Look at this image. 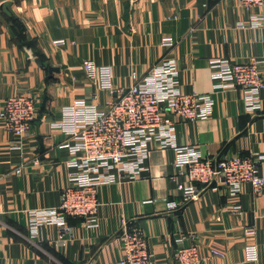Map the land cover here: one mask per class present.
I'll return each instance as SVG.
<instances>
[{
    "label": "crops",
    "instance_id": "crops-1",
    "mask_svg": "<svg viewBox=\"0 0 264 264\" xmlns=\"http://www.w3.org/2000/svg\"><path fill=\"white\" fill-rule=\"evenodd\" d=\"M261 12L235 0H0V264H117L125 225L145 235L153 254L149 264H176L181 235L198 243L204 264H264V188L256 194L246 183L236 196L207 188L184 201L178 183L185 178L175 153L157 143L139 178L101 187L99 227L68 219L75 229L68 245L53 244L60 229L51 224L33 242L28 214L61 201L69 154L60 145L68 137L51 124L63 107L95 93L100 107L112 98L86 78L85 59L111 67L114 84L123 88L133 71L142 75L175 59L184 92L211 93L215 101L208 119L178 124L179 143L196 146L204 156H264V100L254 114L245 109L240 91L213 90L209 64L218 57L255 58L264 78V26L251 25ZM169 37L173 46L164 42ZM59 40L66 43L56 45ZM50 67L59 70L50 73ZM27 92L39 93L42 101L18 149L1 112L8 97ZM170 202L179 207L169 208ZM235 206L240 213L233 212ZM251 245L257 259L247 252Z\"/></svg>",
    "mask_w": 264,
    "mask_h": 264
},
{
    "label": "built area",
    "instance_id": "built-area-1",
    "mask_svg": "<svg viewBox=\"0 0 264 264\" xmlns=\"http://www.w3.org/2000/svg\"><path fill=\"white\" fill-rule=\"evenodd\" d=\"M235 1L248 10L261 9L260 15L252 17L251 25L264 26V0ZM244 24L239 23L241 27ZM164 42L174 45L170 37ZM65 43V40L55 41L56 45ZM209 64L213 90H238L248 112L261 111L264 78L260 61L218 57ZM82 66L86 78L109 90L112 98L105 107H100L96 93L90 100L76 99L64 106L61 118L51 124L68 137L60 145L69 154L65 162L67 182L61 189L58 206L29 210V237L33 242L39 237L42 226L51 224L60 229L53 244L56 247L68 245L75 238V229L68 221L70 217L82 218L88 228L99 227L101 187L139 178L146 169L153 143L174 151L179 176L185 178L178 183L184 201L196 199L207 188H225L236 196L246 183L260 194L264 188L261 173L264 156L255 153L204 156L196 146L179 143L178 124L208 119L213 114L215 101L211 93L184 92L175 59L161 61L142 75L133 71L132 82L126 88L114 84L111 67L99 66L91 59H85ZM41 101V95L33 92L11 95L4 101L1 116L14 136V148L23 149V141L38 118ZM178 207L176 202L169 203V208ZM233 212L240 213L241 207H233ZM126 226L121 230L122 255L117 264H149L153 254L145 235ZM176 243V264H204L198 243L191 242L187 235L177 237ZM247 252L251 259H257L255 245L249 246Z\"/></svg>",
    "mask_w": 264,
    "mask_h": 264
},
{
    "label": "water",
    "instance_id": "water-1",
    "mask_svg": "<svg viewBox=\"0 0 264 264\" xmlns=\"http://www.w3.org/2000/svg\"><path fill=\"white\" fill-rule=\"evenodd\" d=\"M59 69H57L56 67H50L49 71L50 73L54 72V71H58Z\"/></svg>",
    "mask_w": 264,
    "mask_h": 264
}]
</instances>
